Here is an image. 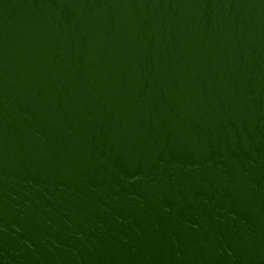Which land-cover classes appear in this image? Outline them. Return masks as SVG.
Segmentation results:
<instances>
[{
    "label": "water",
    "instance_id": "95a60500",
    "mask_svg": "<svg viewBox=\"0 0 264 264\" xmlns=\"http://www.w3.org/2000/svg\"><path fill=\"white\" fill-rule=\"evenodd\" d=\"M0 264H264V0H0Z\"/></svg>",
    "mask_w": 264,
    "mask_h": 264
}]
</instances>
